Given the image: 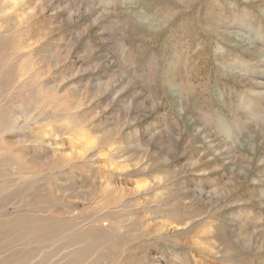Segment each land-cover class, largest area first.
I'll return each instance as SVG.
<instances>
[{"label": "rangeland", "instance_id": "rangeland-1", "mask_svg": "<svg viewBox=\"0 0 264 264\" xmlns=\"http://www.w3.org/2000/svg\"><path fill=\"white\" fill-rule=\"evenodd\" d=\"M35 214L103 234L78 264H264V0H0V223Z\"/></svg>", "mask_w": 264, "mask_h": 264}, {"label": "bare ground", "instance_id": "bare-ground-1", "mask_svg": "<svg viewBox=\"0 0 264 264\" xmlns=\"http://www.w3.org/2000/svg\"><path fill=\"white\" fill-rule=\"evenodd\" d=\"M105 1V0H104ZM8 8V7H7ZM24 55V54H23ZM20 58V57H19ZM17 62V61H16ZM9 63V62H8ZM20 64V63H19ZM23 64V63H22ZM24 65V64H23ZM17 66V65H16ZM38 68V66H37ZM24 69V68H23ZM15 70V69H14ZM31 71V70H30ZM26 72V71H25ZM5 73V72H4ZM31 74V73H30ZM24 76V75H23ZM28 76V75H26ZM27 78V77H25ZM15 80V79H14ZM17 80V79H16ZM24 80V79H23ZM19 81V80H18ZM16 82V81H15ZM14 83V82H13ZM21 83V82H20ZM19 85V84H17ZM23 85V84H22ZM15 86V85H14ZM27 86V84H26ZM25 88V87H24ZM20 89V88H19ZM39 90V89H38ZM30 106V105H29ZM39 107V106H38ZM27 118V117H26ZM50 120V119H49ZM27 123V122H26ZM15 124V123H14ZM89 142V141H88ZM10 143V142H9ZM46 144V143H45ZM73 144V143H72ZM23 148V147H22ZM68 149V148H67ZM19 151H17L18 153ZM74 152V150H73ZM81 153V152H80ZM9 154V153H8ZM5 156V155H4ZM54 157V156H53ZM73 157V156H72ZM3 158V157H2ZM5 159V158H4ZM33 159V158H32ZM17 160V159H16ZM32 162V161H31ZM33 163V162H32ZM9 164H11V162H9ZM6 167V166H4ZM14 167V165H13ZM18 171V170H17ZM37 172V171H36ZM66 172V171H65ZM19 173V172H18ZM16 175V174H15ZM14 175V176H15ZM84 180V179H83ZM15 182V181H14ZM104 194V193H103ZM20 196V195H19ZM88 196V195H87ZM34 197V196H32ZM39 198V197H38ZM33 199V198H32ZM87 199V198H86ZM91 199V198H90ZM88 200V199H87ZM36 201V199H35ZM41 202V201H40ZM48 202V201H47ZM41 204V203H40ZM43 206V205H40ZM23 207V206H22ZM37 207V204H36ZM31 210V209H30ZM18 212V211H17ZM21 212V211H20ZM31 212V211H30ZM33 212V211H32ZM38 213H40L39 211H37ZM16 214V213H15ZM31 214V213H30ZM8 215V214H7ZM11 215V214H10ZM36 215V214H35ZM25 217V216H24ZM36 217H38L37 215L35 216V218L31 219L30 216L28 219H20V221L24 224H22L23 226H21L20 228L18 227V229H16L17 227L13 226L11 223V220H5L2 223H0V234L1 232H9V236H12L13 239H18V237H26L28 239H31V243L34 242H39V241H52V240H58L61 242H65L64 244V249L65 250H69V252L67 253V255L65 256L66 262L64 264H78L77 262L83 258L84 261H87L91 258V256H89L93 253L95 254L96 250L100 249V245L102 244L101 241L103 238V234L102 233H98L97 236H94L95 231L92 232V234H90L89 231H85V230H79V232H77V230L73 231L71 229V227H65L63 228H59L57 226H59L57 224V218L58 217H53V219H51L50 217H38L36 219ZM56 219V220H55ZM16 220V219H15ZM14 221V220H13ZM19 221V220H18ZM19 223V222H18ZM57 225V226H55ZM65 226V225H63ZM92 228V227H91ZM8 234V233H7ZM4 235V234H3ZM25 238V239H26ZM7 239V237H6ZM79 240H83V244L82 245H78L79 243L77 241ZM7 243V242H6ZM56 242H53L51 244H55ZM79 248H76L78 246ZM19 246V245H18ZM22 247V246H21ZM43 247V246H42ZM104 247V246H102ZM26 248V247H25ZM27 253V252H26ZM28 254V253H27ZM34 254V253H33ZM38 256V254H37ZM94 257V256H93ZM98 258V257H97ZM29 257H25L23 256L22 260H28ZM21 260V261H22ZM32 261V260H31ZM17 263H22L20 262V260L16 261ZM87 263V262H86ZM94 264V263H93Z\"/></svg>", "mask_w": 264, "mask_h": 264}]
</instances>
